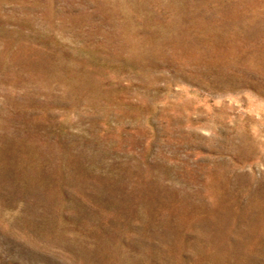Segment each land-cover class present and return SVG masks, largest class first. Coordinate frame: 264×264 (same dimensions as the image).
Segmentation results:
<instances>
[{
    "label": "rangeland",
    "instance_id": "obj_1",
    "mask_svg": "<svg viewBox=\"0 0 264 264\" xmlns=\"http://www.w3.org/2000/svg\"><path fill=\"white\" fill-rule=\"evenodd\" d=\"M0 264H264V0H0Z\"/></svg>",
    "mask_w": 264,
    "mask_h": 264
}]
</instances>
